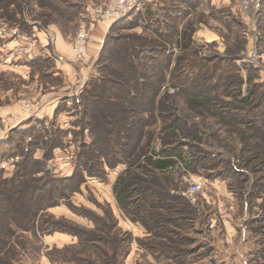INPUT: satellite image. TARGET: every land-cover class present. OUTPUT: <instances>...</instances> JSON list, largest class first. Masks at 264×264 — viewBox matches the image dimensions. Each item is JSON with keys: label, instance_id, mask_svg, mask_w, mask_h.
Instances as JSON below:
<instances>
[{"label": "rangeland", "instance_id": "obj_1", "mask_svg": "<svg viewBox=\"0 0 264 264\" xmlns=\"http://www.w3.org/2000/svg\"><path fill=\"white\" fill-rule=\"evenodd\" d=\"M66 1L76 5L62 8L77 13L74 21H65L57 9L35 0H2L0 4V166L5 168L4 177L15 178L31 169L40 179L70 178L80 171L69 180L72 185L65 190L66 198L50 199L48 204L55 203L40 210L37 220L61 221L89 246L95 241L92 251L102 256L101 249L113 253L101 240L111 236L117 258L109 264H264V165L254 151L264 135V121L247 123L238 116L242 111L234 108L242 104V97H250L253 104L246 107L255 120L264 119V0H140L141 7L121 17L126 21L113 33L138 36L139 44L146 45L145 54L151 53L150 46L165 49L162 74L147 73L146 84L160 85L158 103L164 94L174 96V117L188 128L186 137L180 132L174 138V149L197 161L195 172L180 164L174 173L160 175L169 180L165 205L157 209L167 217L163 230L149 219L153 214L144 218L140 210L127 215L120 209L114 184L129 166L125 158L120 162L119 157L113 158L114 167L90 155L87 165L84 160L78 163L80 153L93 140L95 127L82 123L76 99H82L103 45L96 60L85 57L73 64L78 80L71 84L57 68L53 42L39 33L57 26L73 43L81 27L89 31L88 11L104 20L98 9L110 0ZM105 54L110 55L108 49ZM197 83L212 98L206 110L189 102ZM161 112L157 108L152 117L146 116L148 128L155 132L157 127L158 133ZM225 115L231 125L223 122ZM151 148L160 150L161 140L156 138ZM24 181L33 187L41 185L35 179ZM195 183L201 189L193 190ZM256 183H261L259 190ZM149 206L150 202L143 208ZM80 237L64 230H44L38 238L32 235L19 264H64L51 259L54 249L79 244ZM91 257L96 264H108L96 254Z\"/></svg>", "mask_w": 264, "mask_h": 264}, {"label": "trees", "instance_id": "obj_2", "mask_svg": "<svg viewBox=\"0 0 264 264\" xmlns=\"http://www.w3.org/2000/svg\"><path fill=\"white\" fill-rule=\"evenodd\" d=\"M35 1L57 9L65 21H74L77 18V13L71 11L73 9H62L76 7L75 4L74 6L66 0ZM0 4H2V0H0ZM125 21L124 17L111 24L97 67H95L97 69L92 72L91 81L83 91L82 99L79 100V97L76 99L80 102L78 116L83 120L82 123L88 128L95 127L94 134L92 133L93 140L90 145L86 146L87 150L80 153L78 163L84 160V166L87 165L85 160L90 155L91 159L96 156L104 164L114 167L116 161H113V158L119 157L117 162L125 158L129 166L118 176L114 184V192L120 209L127 215H132L134 209L140 210L144 218H149L148 216L153 214V218L149 219H153L152 222L156 228L163 230L162 226L167 221V217L161 212L157 213V209L165 205L166 202L164 191L169 182L168 177H165L166 173H174V168L180 164L195 172L197 161L194 157L188 159L182 151L174 149V138L178 137L180 132H183L186 137L188 129L181 125L180 117H174V96L164 94L158 103L160 85L153 88L152 84L150 86L146 84L147 73L159 74V76L162 74L166 63L161 60V57L164 56L165 49L150 46L151 53L145 54L144 47L146 45L139 44L138 36L125 34L114 36V31ZM146 44L148 45L149 41ZM117 46L118 48L114 49ZM107 49L110 55L105 54ZM153 52L158 55H152ZM149 60L157 61V63L149 64ZM204 60L201 59L200 62L203 63ZM115 64L122 70L117 71ZM163 80L162 84H164ZM195 86H192L193 93L190 95L189 102L194 107L206 110L208 105L212 106L213 104L211 103L212 98L210 99L207 93L209 91L199 90L200 83ZM249 98L242 97V104L234 107L235 110L242 111V114L238 115L239 118L247 123L254 121L263 123V118L255 120L254 113L246 107L253 104V102H249ZM218 102L217 99L215 103L218 104ZM214 106L216 107V105ZM222 107L224 108V106ZM157 108L160 112L162 111L159 113L162 116L158 127L159 133L157 127L155 132L148 128L149 124L146 118V116L152 117ZM230 116L235 121H240L234 115ZM226 117L227 115L221 119L224 123L231 125L232 122L227 121ZM218 122L220 123V121ZM146 138L147 141H144ZM156 138L161 140V148L158 151L151 150V144ZM30 141L33 142V140ZM254 151L257 156L256 160L264 165V135L255 144ZM24 161L27 160L24 159ZM4 171L5 168L0 166V264H19L22 261V254L27 252L30 236L38 238L40 232H44V230L47 232L64 230L81 236L73 229L67 228L61 221L44 224L37 220L40 210L49 208L55 203L54 201L48 204L50 199L66 198L65 190L72 185L69 180L80 171L71 175L70 178L49 177L45 179L37 178L31 169H27L25 174H17L15 178H5ZM161 174L165 176L160 178ZM25 179L41 181V185L33 187L30 183H26ZM260 186L261 183H256L255 189L259 190ZM3 191L8 193L1 195ZM148 202H150V206L143 208ZM82 240L80 237L79 244L65 245L60 249L55 248L51 259L64 264H72L70 260L78 264H96L91 257L96 254L99 258L105 259L108 264L116 261L117 251L116 248L111 247V236L109 238L101 237V240L108 248H112V255L106 254V251L102 249L99 251L103 252L104 256L97 252L94 253L92 248L96 247L93 246L95 241L89 246V241ZM81 243L83 246L76 249L77 245H81ZM89 254L91 255L85 258Z\"/></svg>", "mask_w": 264, "mask_h": 264}, {"label": "crops", "instance_id": "obj_3", "mask_svg": "<svg viewBox=\"0 0 264 264\" xmlns=\"http://www.w3.org/2000/svg\"><path fill=\"white\" fill-rule=\"evenodd\" d=\"M91 16V21L89 23V41L85 55L81 59L80 62L76 60V58H72L75 56L74 48H72L73 43L68 40L62 33V30L57 26H50L45 31L39 33L41 38H44V35H48L49 42H53V52L58 57H62L63 61H56L57 68L62 72V74L67 77L71 84L77 82V73L73 70V64L77 62L81 63L85 57L90 58V60H96V57L99 55L101 47L103 45V41L111 27L112 22L109 20H99L95 17V13H91L88 11ZM72 56V57H71ZM67 58V59H66ZM57 74V73H56Z\"/></svg>", "mask_w": 264, "mask_h": 264}, {"label": "built area", "instance_id": "obj_4", "mask_svg": "<svg viewBox=\"0 0 264 264\" xmlns=\"http://www.w3.org/2000/svg\"><path fill=\"white\" fill-rule=\"evenodd\" d=\"M141 5L140 0H110L104 7L100 10L98 9V13L101 19L109 20L113 23L114 21L121 19V17L126 15L132 9H139ZM88 41L89 31L83 26L78 31L73 42L74 52L77 59H81L84 56L87 50ZM57 59L63 61L62 57H58ZM201 186L200 183H195L192 185V189L199 190L201 189Z\"/></svg>", "mask_w": 264, "mask_h": 264}]
</instances>
